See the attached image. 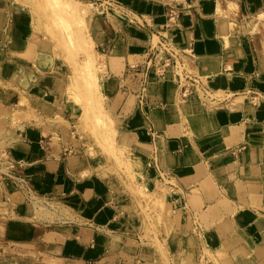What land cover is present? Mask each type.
Instances as JSON below:
<instances>
[{
  "label": "rangeland",
  "instance_id": "1",
  "mask_svg": "<svg viewBox=\"0 0 264 264\" xmlns=\"http://www.w3.org/2000/svg\"><path fill=\"white\" fill-rule=\"evenodd\" d=\"M136 1L0 0V96L5 93V101L15 97L10 104L11 113L0 120V264H85L82 257H77L82 242L73 239V233L89 226L108 229L106 233L97 230L94 234L87 228L84 240H94V235L98 243L110 245V262L115 261V252H120L127 260L125 264H132L136 255L139 262L146 264H199L200 241L190 230L188 210L190 201H195L185 197L172 173L163 177L159 167L171 172L165 156L171 155L175 147L177 153H182L191 142L202 149L205 162L195 152V159L188 161L194 168L191 175L202 168L186 183L187 191L193 193L199 190L195 183L207 176V167L219 174L233 171L230 179L236 178L243 162H250L256 171L264 168V86L256 82L264 75H249L254 68L249 57L254 53L251 44L257 43L254 16L261 13L257 12L261 8L252 3L251 12H247L245 3L237 0L241 10L229 15L222 11L227 0H201L198 4L193 1L191 8L185 0H144V6ZM171 7L176 11L172 18ZM158 9L162 12L157 13ZM196 9L202 10L195 12ZM151 13L162 15L161 26L156 27V17ZM224 23L233 33L225 30ZM149 31H155L160 38L151 37L148 51L145 47ZM257 32L264 33V28ZM235 38L238 42H234ZM159 41L179 59L173 58L175 55ZM147 52L151 53L153 64H157V57L161 65L168 60L166 67L152 71L144 67ZM203 56H221L218 66L222 70L212 71V62ZM230 56L237 62L229 68L226 61ZM241 56L247 64L243 70L247 84L233 76V72L240 75L237 72L243 65ZM138 64L141 65L133 68ZM216 75L225 76L226 82H220L222 77ZM183 83L188 89L185 94ZM166 87L173 96L167 93L161 101L160 94L165 93ZM118 91L134 94L133 100L125 97L122 103L129 106V111H116L117 100L122 96ZM238 98L246 107L245 112H230L226 119L218 117L222 127L234 125L224 137L212 115L225 111L220 110L225 106L233 109ZM163 104L165 108L160 109L173 114L172 131L163 126L157 128L155 120H151L152 109ZM199 104L207 112L197 113L196 107L192 108ZM136 113L143 122L131 127ZM40 126L44 127L46 138L38 146L48 148L56 156L67 148L69 158H82L86 165L73 162L72 166H87L81 174L92 179L94 193L86 190L81 195V191L70 198L65 194L69 190L67 178H58L53 188L51 183L42 184L40 179L23 175L25 164L18 159L15 148L21 132L27 133L36 148L37 143L30 136H35L34 129ZM188 131L195 140L188 139ZM215 140L222 144L219 149ZM140 143L149 144L148 157L132 150ZM13 174L20 182L12 179ZM180 175L186 178L189 174ZM223 178L226 183L227 178ZM99 196L108 205L100 208L95 200ZM125 198L140 208L144 231L136 230L135 222L127 218L117 219L116 201H120L125 213ZM230 211L238 223V217L248 212L244 207ZM249 221L256 223L255 218ZM241 225L247 228L243 222ZM117 229L138 233L139 242L129 235L125 241ZM247 230L251 244L239 249V254L234 253L235 257L252 253L264 263V237ZM181 232L183 237L179 236ZM217 243L207 236L208 247ZM223 252L225 257V249ZM224 263L229 264L226 260Z\"/></svg>",
  "mask_w": 264,
  "mask_h": 264
},
{
  "label": "crops",
  "instance_id": "2",
  "mask_svg": "<svg viewBox=\"0 0 264 264\" xmlns=\"http://www.w3.org/2000/svg\"><path fill=\"white\" fill-rule=\"evenodd\" d=\"M185 1L187 2L189 1L188 3L190 2L193 3L194 0H185ZM200 1L201 0H199L197 4L200 3ZM241 1L245 3L247 12H251V9L253 7L252 3H254L257 8L259 9L261 8V10L257 12H261L259 14L264 13V0H241ZM176 4L181 5V2H177ZM188 7L191 8L194 6L192 4L191 5L188 4ZM201 10L202 9H198V10L196 9L195 12L201 11ZM141 11H144L145 12L144 14H146L145 10H141ZM161 12L162 10L158 9L157 13H161ZM151 14H154L156 17V18H153V23H155L156 27L159 25L161 26V21L163 20L162 15L157 17L155 13H151ZM151 14H147V16ZM259 14L254 16V25L256 23L255 18ZM237 17H239V15ZM155 19H159L160 21L158 22V20H155ZM238 22L240 23L239 18H238ZM241 28H242V25L240 23V30ZM255 29L256 28H254V33L256 36L257 43L251 44L254 53H253V56H249L251 59H253L252 62H253L254 68H253V72L249 73V75H253V74L254 75L255 74L264 75V34L257 32V30ZM240 30H239V33H240ZM239 33H238V36H239ZM1 35L2 33L0 32V39H1ZM155 36L160 38L158 34H155V31L154 32L149 31L148 42L146 45L147 48L145 47V50L149 49V45L151 43V37H155ZM239 42H240V36H239ZM219 57L221 56H203L202 58H206L208 59V61H211L212 64H211L210 69L212 71L217 72L218 69L222 70V67L218 66ZM242 61H243V65L241 66V70H240L241 72H237L240 75L237 76L233 72L234 74L233 76H236V78H239L241 81H243L244 84H247L246 77L243 74V70L245 71L247 64L245 63L243 57H242ZM1 71H3V65L2 67H0V72ZM207 71H209L208 67H207ZM216 76L217 78L222 77L219 75H216ZM224 77L225 76L219 79V81L222 83L223 82L225 83L226 81L223 79H226V78ZM252 78L257 79L256 77H252ZM235 79L232 78V80H235ZM256 82H260L264 86V79H262L261 81L256 80ZM174 86L175 85H172V87ZM165 89H166V91H164L165 93L160 94L161 101L164 100L166 96L165 94L167 93H168L167 95H170V97L173 96L172 92L169 93V90H170L169 87H166ZM1 91L3 92V90ZM18 91H21V90H18ZM118 92L122 93V96H120L117 100V104L115 108L116 111L121 110V109L129 111V106L125 107L123 106L122 103L125 97L129 98L130 100H133L131 99V97H134V94L132 93L128 94L126 92L124 95L122 91H118ZM4 97H5V93H4ZM4 97L0 96V120L7 113H11L10 104L15 99L14 97L12 101H5ZM160 103H163V102H160ZM15 105H18V104H15ZM160 108L162 109L165 108V105L163 104V106H159V109H156L155 111H154V108L152 109L153 118L151 117V120L152 121L153 119L155 120L154 123L156 124L157 128H159L160 126H163L165 130L172 131L174 127V122L172 120L173 114L170 113L169 111L164 112ZM192 108L196 109L197 113L207 112L206 111L207 109L203 110L204 108H202L200 104L199 106H193ZM168 109H172V107L169 106ZM222 109H224L225 111H218L220 112L218 114L213 113L212 117H213V121L215 122L214 123L215 126H217L220 130H222V134L224 135V137H228L227 135L230 134L228 129L234 125L228 126L229 124L228 125L224 124L222 127L221 124H219L218 117H223L224 119H226L230 112L232 113L245 112L246 107L243 105L241 109L233 110L231 109V107L225 106V107L220 108V110ZM67 119L71 123L75 122V120L70 119V117H67ZM116 119L121 120L119 117H116ZM142 122L143 121H139L137 119V113H136V115L131 120L130 125L132 127ZM227 122H230V121L227 120ZM43 130H44V127L42 126L35 127L34 129L35 136L34 134L33 136H30V139L31 138L34 139L35 142L37 143L35 144L36 148H33V142H30V140L27 139L26 137L27 133L21 132L20 134L21 138H20V141L17 143V147L15 149L17 150V153L19 154L18 159L21 160L20 161L21 163L25 164L22 170L23 175H25L26 177H31V178L35 177L34 178L35 180L40 179L42 184L51 183L53 188H54V185L58 184L57 182L58 178H61V177H63V179L67 178L68 184H69V187H68L69 190L65 194L68 195V197L70 198L72 197V195L75 196L74 193L78 192V194H80L81 191H83L81 194L83 195V193H85L86 190H91L92 188L91 180L92 179L88 177H83L81 174L83 173V171L87 170V166L86 167H82V166L73 167L72 166L73 162L81 163L83 166L86 165V162L82 158L80 157L73 158V159L69 158V154L67 153L68 150L66 147H65L66 149L64 150L65 152L62 151L58 156H56V154L55 155L51 154L48 148H45V147L43 148V146L42 147L38 146L40 145L41 142H44L45 141L44 138H46L44 137L45 135H44ZM114 134L116 133L114 132ZM188 137L190 141L195 140L193 138L194 136L192 137L189 131H188ZM225 140H227V138H225ZM214 142H216L215 143L216 149L217 148L219 149L220 145L222 144L216 140ZM139 146L140 147H138L137 149H132V150L136 152H141L146 157H148L147 152L149 151V144L140 143ZM252 148H253L252 150L256 153L257 148L255 146ZM176 151H177V148L175 147L171 150L170 152L171 155L167 154V156H165L166 164L168 166L169 165L171 166V172H166L164 171L165 169L163 170V168L159 167L160 154L157 155L158 167L161 172H164V175L165 174L168 175L169 173H172L179 187L183 189L185 197L187 196L188 199L195 201V203L190 201V203L188 204V208H189L188 210L190 212V225H191L190 230L199 237V241H200V246H201L200 255L198 256V260L200 262L199 264H203L204 261H209V260L210 262L215 261L216 264H225L224 263L225 260L227 261V263L229 262V264L230 263L231 264H264L262 258L260 260L258 258L253 257L252 253L248 257L246 256H243V257L236 256L235 257V254H234L236 252L239 254L240 253L239 249L244 248L248 242L251 244V242L248 241L249 235L247 232L248 231L247 228L250 229V231L253 234L259 233L262 238L264 237V168H260L259 171H256L255 168L251 167L250 162H247V163L243 162L242 164L239 165V169L236 171L238 174L236 178L230 179L233 171H228V172L219 174L218 172L213 171V168L207 167L206 168L207 176L205 177L201 176L199 179V183H195V185H197L199 190L193 193V192L187 191L186 183L187 181H189V178L193 177L194 179L195 178L194 176L197 175V171L202 170V168L199 167L198 170L195 169L194 170L195 173L191 175L190 173H192V170L194 168L192 167L190 168L188 161L191 162V159H195L192 156V154L196 155L195 153H197L199 156H201L202 160L205 162L203 154H201L202 149L199 147H196L194 142H191L190 146L187 147V150L182 151V153H177ZM33 155H36V156L31 158ZM230 155L233 156L231 152H230ZM261 156L263 157V155H260V157ZM145 168H146V165L144 169ZM181 172H186L189 175L186 176V178L181 177L180 175ZM224 174H225L224 178H227L226 183L222 182L221 180L223 178L221 176H224ZM34 179H31V180H34ZM64 182L65 180L61 184L63 190H64ZM92 192L94 193V191ZM95 200H96V203L100 205V208L103 204L108 205V203L104 201L101 198V196H99L98 198L96 197ZM122 200H124L127 210L125 213H123V211H121L122 205L120 204V201H116V204H117L116 207L118 209L117 219L121 220L122 218H127V221L131 220L132 222H135L136 230L140 232L144 231L143 230L144 225H142V217L140 216V213H141L140 208L137 206L136 203H134L133 201H130L128 198L127 200L126 198ZM193 203L197 204L196 207L194 206ZM233 207H237L238 209L240 207H244L248 211L247 213L242 214V216L238 217L239 223L237 222L235 213L230 211ZM174 212H178V209ZM95 218H98V217H95ZM254 218L256 220L255 224L249 221V220H254ZM242 222L245 224L247 228L241 225ZM90 227L91 226L82 227L81 230L75 231L73 233V239H76L77 241L82 242V245H83L82 251H81L82 253L81 252L79 253L78 252L79 249H78L77 252L79 254L77 255V257H82L83 258L82 261L85 264H102V263L103 264H125L127 260H125L124 257L121 256L120 252H115L116 255L114 257L116 259L114 262L113 261L110 262L108 256L113 255L109 248L110 245L107 246L105 244L104 246L103 244L98 243L94 235L92 237L94 238V240L92 239L90 241L84 240L86 239L85 229L87 228L94 231V234L97 232V230L102 233H106L108 231V229H104L100 227H91V228ZM116 232H120L119 234H121V236L126 238L125 241H127L126 235L134 236V238L137 239V242H139V237H141V235H137L138 233L129 234L127 231H125V229L124 230L117 229ZM180 234L181 235L179 236L183 237L182 236L183 232H181ZM142 236H144V234ZM207 236H211L212 239H214V241H217L218 243L211 248L208 247V245L206 244ZM161 238L164 239L163 234L161 235ZM179 245H182V240H179ZM179 247L181 248L182 246H179ZM206 247L210 250L206 249ZM251 248H253V246H251ZM136 249L133 251V254L136 253ZM224 249L226 252L225 257L223 256ZM174 250L176 251V249ZM136 256L135 258H133L132 264H146V262L144 263L139 262V259H136ZM210 257H212V259ZM237 257L242 258V259L237 260L236 259ZM58 258L62 259V257H59V256ZM76 261L80 262V259H76Z\"/></svg>",
  "mask_w": 264,
  "mask_h": 264
},
{
  "label": "bare ground",
  "instance_id": "3",
  "mask_svg": "<svg viewBox=\"0 0 264 264\" xmlns=\"http://www.w3.org/2000/svg\"><path fill=\"white\" fill-rule=\"evenodd\" d=\"M129 1V3H131V4H136L137 3V1L136 0H128ZM141 2V4L144 6V0H140ZM146 1V0H145ZM147 2V1H146ZM197 0H194V3H196L197 4ZM187 4H189V5H191V3H187ZM239 10H240V6H239V3H238V1L237 0H227V4L225 5V6H223L222 7V11H225V12H227V13H229V15L231 14V15H233V14H237L238 12H239ZM187 12V14L188 13H190L191 11H185V13ZM186 14V15H187ZM191 14V13H190ZM193 14V13H192ZM228 15V14H227ZM187 17L189 18V16L187 15ZM224 17H226V16H224ZM228 18H230V17H228ZM228 20V19H227ZM230 20V19H229ZM232 20V19H231ZM255 20H256V23H255V30H257V31H262V29L264 28V13H262V14H259L256 18H255ZM227 23H228V21H227ZM230 25V24H229ZM239 25V24H238ZM235 26V25H234ZM224 27H225V30H230V31H232L231 29H228V27H227V25H226V23H224ZM237 27V26H236ZM230 28V27H229ZM223 29V28H222ZM226 32V31H225ZM236 32H238V31H236ZM230 33V32H229ZM232 33H233V31H232ZM235 34V33H234ZM264 34V33H263ZM228 36V35H227ZM230 36H231V34H230ZM234 36V35H233ZM235 36H237V35H235ZM228 38V37H227ZM239 40V39H238ZM231 41V40H230ZM233 41V40H232ZM237 40H236V38H235V40H234V42H236ZM238 42V41H237ZM235 46V45H234ZM231 53H233V51L231 50ZM237 62V58H235V57H233V56H230V57H227V61H226V64L229 66V65H231L232 67L235 65V63ZM229 68H230V66H229ZM236 74V73H235ZM194 98V97H193ZM193 98H191V99H193ZM198 98V97H197ZM239 98H241V97H239ZM239 98L238 99H236L235 101H234V103H233V109H240V107L242 108V103L240 102L241 101V99L239 100ZM194 100H196V99H194ZM184 101V100H183ZM197 101V100H196ZM181 103V102H180ZM193 103H194V101H193ZM126 148V147H125ZM136 158V157H135ZM164 185H166V184H164Z\"/></svg>",
  "mask_w": 264,
  "mask_h": 264
},
{
  "label": "built area",
  "instance_id": "4",
  "mask_svg": "<svg viewBox=\"0 0 264 264\" xmlns=\"http://www.w3.org/2000/svg\"><path fill=\"white\" fill-rule=\"evenodd\" d=\"M175 9L173 8V7H171V9L169 10V16H171V18L175 15ZM160 42V41H159ZM163 46H164V48H165V50H167L170 54H172V55H175V56H172L173 58H175V59H179V57L178 56H176V54H174V52H173V50L172 49H170L166 44H164V43H162V42H160ZM153 48V44H151V47H150V49H152ZM148 51H149V49H148ZM150 52L148 53L147 52V56H145L146 58H145V61H144V63H145V65H144V67H147L148 69H150V71H152V70H154V69H156L155 67H157L158 69H161V68H163V67H166V65H167V59L165 58L164 60H167V61H163V63L165 64V65H161V61L160 60H158V57H157V64H153L152 63V59H150L151 58V56H150ZM170 58H171V56H170ZM141 64H138L137 66H134L133 68H138L139 66H140ZM161 74V73H160ZM162 77H164V76H162ZM186 82V81H185ZM183 86H182V88H185L184 90H185V92H184V94L186 93V92H188V89H187V86H186V83H183L182 84ZM166 175L167 174H165L163 177L164 178H166ZM168 176V175H167ZM11 177H12V179H14V180H16V181H19V180H21V179H18V176L17 175H15V174H13V175H11ZM169 177V176H168ZM20 182V181H19ZM203 264H214V263H212V262H209V261H204V263Z\"/></svg>",
  "mask_w": 264,
  "mask_h": 264
}]
</instances>
